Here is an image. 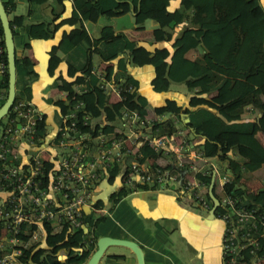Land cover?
I'll use <instances>...</instances> for the list:
<instances>
[{"label": "trees", "instance_id": "1", "mask_svg": "<svg viewBox=\"0 0 264 264\" xmlns=\"http://www.w3.org/2000/svg\"><path fill=\"white\" fill-rule=\"evenodd\" d=\"M45 1L26 0V13L13 15L9 19V26L12 36L18 34L19 42L23 45L29 38L50 37L62 23L73 25L67 31L62 30L58 43L51 44L47 50L46 70L49 75L53 74L59 61L65 63L64 72L53 77L50 87L57 91H67L69 98L75 91L74 85L83 84L84 91L76 94L71 101L80 100L82 109L92 118L111 122L118 113L119 101L108 99L107 94L98 86V76L91 72L95 58L105 78H121L124 83L133 85L130 95L141 112L146 110L147 102L136 90L137 80L126 71L127 62L152 66L153 76L149 84L153 91L167 90L170 81H183L190 91L186 104L182 106L174 99L165 98L161 105L153 107V112H183L187 116V122L181 126L187 128L188 136L198 137L195 145L202 153L227 161L233 176L224 184V190L244 197L246 205L255 204L259 210H264V188L248 190L238 183L241 171L255 170L264 163V146L252 134L254 122L251 117H242L247 105L258 109L261 114L257 118V125L264 133V8L258 0H178L174 8L169 6L171 0H130L135 29L143 28L145 19L153 20L152 39L171 40L170 50L166 47L148 50L124 32L115 31L110 24L100 27L97 38L88 35L83 21L90 8L98 15L111 16L127 11L129 3L126 1L72 0L68 16L59 18V13L63 10L62 4L52 5L51 17L42 20L39 19L38 9ZM2 4L8 12L13 7V0H4ZM27 17L32 20L25 21ZM177 25L182 27L178 35L173 37ZM16 26L22 28L16 31ZM0 33L2 34L1 27ZM197 46L202 48L200 55L189 56L188 52ZM3 60L6 63L5 52ZM14 61V99H30V83L37 78L34 62L28 55H15ZM0 88L6 94V71L0 78ZM47 101L52 106V118L57 124L58 111L65 106L64 101L51 98H47ZM9 112L10 107L7 114ZM45 121L43 114L39 125H44ZM82 128L92 134L98 128L110 131L113 125L104 122L102 125L94 123L92 128ZM162 129L166 132L174 130L169 122L163 124ZM137 151L140 155L138 159H147L153 169L164 164V161L162 164L157 162V154L146 144L137 147ZM232 151L237 158L229 154ZM164 167L175 171L170 163ZM119 169L117 165L109 168L105 182H114ZM196 177L208 184L210 173H196ZM150 186L154 187L138 183L134 188L146 189ZM127 191L120 185L109 192L106 199L110 202L108 210ZM212 192L215 193L214 185ZM204 195L211 204L207 191ZM103 204L98 198L94 199L92 205L101 208ZM218 209L219 207H215V211ZM83 219L86 223L84 227L72 233L62 230L56 235L50 249L30 247L25 251L24 257L30 264H78L84 261L92 251L95 240L87 243L81 239L89 227L94 231L96 225L104 220V215L88 209ZM249 257L245 252L244 257L237 260V264L249 263Z\"/></svg>", "mask_w": 264, "mask_h": 264}, {"label": "built area", "instance_id": "2", "mask_svg": "<svg viewBox=\"0 0 264 264\" xmlns=\"http://www.w3.org/2000/svg\"><path fill=\"white\" fill-rule=\"evenodd\" d=\"M4 45L0 33V77L6 71L3 60ZM98 86L108 99L119 101L118 113L111 122L92 118L82 109V102L71 101L84 91L83 84H75L68 98L61 90L64 107L58 111L59 122L48 132L42 112L30 99L17 98L10 112L0 123V264H30L25 251L42 246L50 249L56 235L62 230L72 233L85 226V211L102 210L93 207L95 186L108 177L114 165L122 169L121 184H147L163 186L182 171L179 185L182 193L206 206L207 184L196 173L213 171L215 197L218 200L214 215L222 222L220 250L223 264H237V260L250 255V264L264 262V210L257 205H246L244 197L224 190V184L233 176L227 161L206 156L187 135V128L173 113L141 112L129 105L133 85L121 78H105L99 70ZM163 115L167 117L164 118ZM113 125L110 131L99 128L94 133L83 129L94 123ZM171 123L174 130L166 132L163 124ZM146 144L163 165L154 169L147 159L139 160L137 147ZM213 160H216L215 163ZM215 163H213V162ZM170 163L175 171L165 168ZM212 185V186H213ZM204 188L202 195H199ZM97 194V193H96ZM95 240L92 228L81 239ZM62 258V257H60Z\"/></svg>", "mask_w": 264, "mask_h": 264}, {"label": "crops", "instance_id": "3", "mask_svg": "<svg viewBox=\"0 0 264 264\" xmlns=\"http://www.w3.org/2000/svg\"><path fill=\"white\" fill-rule=\"evenodd\" d=\"M118 1L128 2L129 8L125 12H118L111 16L129 13L133 20V10L130 0ZM258 1L264 8V0ZM177 2L178 0H171L169 4L170 8H174ZM71 3L72 0H46L39 5V19L48 20L51 17L50 7L59 4L63 6V10L59 13V18L68 16L71 10ZM26 10V0H13V7L10 8L6 14L8 19H10L13 15L25 14ZM102 16L105 15H98L91 8L89 9L87 18L83 21V25L91 38H97L100 27L103 24H107L104 23ZM31 20L30 17L25 18V21ZM148 20L151 19H145L143 22V29L145 31H151L154 26V21L152 20V22H149ZM72 26L73 25L67 23H62L54 30L50 37L29 38L23 45L19 42L18 34L13 36L15 55H28L34 62L33 67L37 72V78L30 83V100L33 105L45 115L46 123L44 126L47 132L50 129L52 130L55 124L52 118L53 109L51 104L47 101V98L53 97L54 95L60 98L63 97L62 92L54 90L49 84L56 74L59 72L63 73L65 69V63L61 60L57 63L52 75L47 73V50L51 44L58 43L62 30L67 31ZM134 26L135 24L132 26L135 29ZM112 27L115 31L124 32L129 38L133 39L137 44L143 45L148 50L161 47H166L170 50L171 40L155 41L152 39L151 35L143 37L139 31L140 29H135L134 32H128L124 27ZM178 27L179 25L175 27L173 37L178 35L180 31L176 30ZM21 28V26L14 27L16 31H19ZM201 52L202 48L197 46L191 49L188 54L194 57L199 56ZM57 54L60 55V52L57 51ZM119 55L122 56V54ZM94 60L95 62H93L92 68L100 71V68L96 64V58ZM114 61L115 60H113V62ZM125 68L126 71L137 80L138 84L136 90L145 97L147 102L145 107L148 113L152 114L153 107L161 105L165 98L174 99L177 104L182 106L186 104V99L189 96L188 90L183 95L180 93L183 99L182 103H180L174 97L175 92L169 88V85L165 91H153L151 89L149 80L153 76V69L150 64L135 65L127 62ZM4 97V90L0 88V103ZM129 105L137 106L132 100V97L129 100ZM245 108L246 110L242 114V117L252 118L254 122L252 134L264 146V133L257 125V118L260 116L261 112L248 105ZM163 117L166 118L167 116L163 115ZM178 117L182 122L187 120V116L183 112H179ZM46 125L48 127H46ZM189 137L194 142L198 140V137L191 136L190 134ZM233 152L234 151H232L231 156L237 158L236 155H233ZM156 160L160 164L164 161L161 157H157ZM257 173L259 174L258 176ZM181 175L182 171H177L175 173V179L169 180V182L163 186H150L146 189L134 188L133 186V189L126 192L111 206V209L107 210L109 218H115L114 225L109 226V228L106 229L108 231H100L98 234L108 235L107 232H110L109 236L128 238L137 242L142 250L143 264H223L220 250L222 222L217 217L208 218L207 209L210 203H206V206H203V204L188 197L187 194L185 195L182 193L179 188L182 181ZM112 183L108 184L105 180H102L95 186V194H99L102 190H107ZM238 183L248 190L264 188V164L252 171H241ZM119 184H117L115 188H118L120 186ZM102 210H104L103 207ZM102 210H98L96 213L100 211L102 213ZM201 210H205V212ZM175 227L179 228L183 236V240L180 242L181 245L178 242L175 244L170 236ZM96 230L97 228L93 231L95 237ZM124 249H127V258L133 260L131 249L129 247ZM113 255H122L121 258L125 259V255L121 252L106 254L104 260L105 264H111L120 259V257H112ZM85 260L78 264H84ZM96 264H98V262Z\"/></svg>", "mask_w": 264, "mask_h": 264}, {"label": "water", "instance_id": "4", "mask_svg": "<svg viewBox=\"0 0 264 264\" xmlns=\"http://www.w3.org/2000/svg\"><path fill=\"white\" fill-rule=\"evenodd\" d=\"M0 27L2 31V40L5 50V56H6V72H7V89L6 94L2 102L0 103V119L6 114L8 111L11 103L14 100V82H15V53H14V42H13V36L12 32L9 26V19L7 17L5 8L2 4V1L0 0ZM187 120L183 122L186 124ZM192 130L191 127H188ZM122 173V169L115 175L114 182L111 184V186L107 190H102L99 194H95L93 199H101L103 202L107 199V194L111 191L115 190V187L117 184H119L120 176ZM116 180V181H115ZM214 181V173L213 171L210 174V179L207 184V194L211 200V204L209 208L207 209V215L209 217H215L214 215V209L218 203L217 198L212 192V185ZM109 243H119L122 245H125L131 249L133 252L136 263L137 264H143V254L141 247L137 242H135L132 239L128 238H120V237H114L109 235H99L96 237L95 245L93 250L88 254L85 263L84 264H96L99 260V257L102 255V252L107 244Z\"/></svg>", "mask_w": 264, "mask_h": 264}, {"label": "rangeland", "instance_id": "5", "mask_svg": "<svg viewBox=\"0 0 264 264\" xmlns=\"http://www.w3.org/2000/svg\"><path fill=\"white\" fill-rule=\"evenodd\" d=\"M102 18L104 19V23L111 24L114 27H120V28L124 27L125 30L128 31V32L129 31L130 32H134V30H135L132 27L134 23H133V20H132V18H131L129 13H122V14H119V15H116V16H102ZM148 21L152 22V20H148ZM184 22L187 23V20H185ZM182 25H179V27L176 30H180ZM139 31H140V33H141V35L143 37L151 35V31H145L143 28H141ZM169 88L175 92L174 97L177 99V101L182 103L183 99L181 98V96L187 92V88L185 86V83L183 81H170L169 82ZM46 127H48V126L46 125ZM229 154H231V152ZM213 161L215 163H217L216 160H213ZM258 175L259 174L257 173V176ZM260 175H261V172H260ZM121 185H122V187H125L126 189H128V191L131 190L133 188V186H134L133 184H121ZM214 189L216 190V187ZM202 190L203 191H201V194H200L199 191H197V193L199 195H202L203 194L202 192H204V188H202ZM188 197H190V196H188ZM192 199L193 200H195V199L198 200V198H196L193 195H192ZM122 204H123V201H122ZM109 206H110V202L108 200H106L104 202V204H103V209L104 210H102V214L104 215L105 219H104V221H101V222H99L96 225V227H95V229L97 228L96 237L99 236L98 232H100V231H108L106 229H108L109 226L114 225V223H115L114 222L115 218H109V216L107 215V210H108ZM201 211L205 212V210H201ZM100 213H101V211L98 212V214H100ZM109 233L110 232H107L108 235H110ZM170 236H171V238H172V240L174 241L175 244H177V242L180 244V242L183 240V236L181 235L180 230H179L178 227H175L172 230ZM124 248H127V247L125 245H122V244H119V243H109V244H107L106 247L104 248L103 252H102V255L99 257L100 260L97 261L98 264H105L104 260H105V255L106 254H115V253H120V252L125 255V259H122L121 258L122 255H121V256H119L120 257L119 260H116L115 262H112L111 264H137L136 263V258L134 256L133 252H132L133 260H129L127 258V256H126V254H127L126 250L127 249H124ZM119 257H117V258H119ZM247 264H249V263H247ZM262 264H264V262H262Z\"/></svg>", "mask_w": 264, "mask_h": 264}, {"label": "bare ground", "instance_id": "6", "mask_svg": "<svg viewBox=\"0 0 264 264\" xmlns=\"http://www.w3.org/2000/svg\"><path fill=\"white\" fill-rule=\"evenodd\" d=\"M95 240H96V237H95ZM94 245H95V243H94ZM94 248V247H93ZM93 250V249H92Z\"/></svg>", "mask_w": 264, "mask_h": 264}]
</instances>
